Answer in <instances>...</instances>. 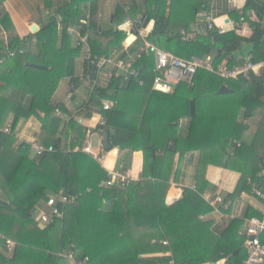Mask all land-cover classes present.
<instances>
[{
	"label": "trees",
	"instance_id": "16d2710c",
	"mask_svg": "<svg viewBox=\"0 0 264 264\" xmlns=\"http://www.w3.org/2000/svg\"><path fill=\"white\" fill-rule=\"evenodd\" d=\"M139 1L129 0L127 11L118 5L112 21L116 26L129 20L141 25L145 20L154 21L147 40L176 57L183 59L194 55L205 60L216 51L214 56L218 58H231L227 60L229 66L235 64V57L244 51L255 61L264 59V0H247L243 15L236 17L237 21L242 18L248 23L252 32L250 37L235 31H215L188 43L181 41L180 30H189L203 1L199 6L188 5L187 0ZM48 2L45 0L44 6L49 9L52 5ZM97 6L98 0H70L67 6L56 11L59 21L50 16L49 26L36 34L40 55L36 63L47 67L48 71L25 66L30 60L27 42L19 39L12 30L9 31L7 49L0 53V61L9 53L20 60L16 71L19 80L6 82L0 88V129L4 128L8 116L12 117L10 134L0 132V190L4 193V200L0 199V264H63L64 257L69 254L75 262L87 257L86 264H169L171 261L174 264H240L244 258L241 250L245 237L239 232L243 221L226 218L207 230L205 222L200 220L201 216L213 212L202 198L209 186L204 173L208 165L236 169L249 175L252 183L260 188L256 175L264 165V80L243 84L220 79L199 69L190 84L180 83L166 100L170 102L168 107H174V110L165 117L152 112L154 99L151 94L143 106L134 111L138 114H129L122 108L107 112L106 123L96 130L101 135L108 134V142L113 148L143 151L142 175L145 180L131 187L116 184L102 189L99 186L108 179L107 171L90 155L74 151L86 139L83 128L73 120L65 127L56 115V109L63 110L61 106L50 105L60 79L68 77L70 84L78 85L73 67L75 59L83 54L75 36L67 34L68 27L80 30L82 34L90 31L89 43L96 57L112 59L123 50L124 32L99 31ZM246 13L253 15L246 16ZM140 46L142 41L137 38V43L125 56L120 55L123 61L133 57L137 78L124 83L121 78L112 76L108 90L115 93L137 90L146 94L151 89L154 63L149 60L151 56L138 54ZM90 71V76L94 77V68ZM24 80L29 81L27 90L21 87ZM121 83L126 86L122 87ZM222 86H227L230 91L220 93ZM13 90H25L31 95L27 105L25 99L17 103L15 96H8L16 94ZM98 95L91 101L95 103L107 97L103 90ZM256 115L261 119L249 145L243 141L247 131L243 122ZM31 116L40 123V143L53 147L52 152L38 158L31 157L26 144L15 145L14 124L20 118ZM181 116H187L190 122L186 149L181 150L180 155L193 150L201 152L196 194L189 203L181 199L166 206L164 200L169 187L166 175L170 167L167 169L168 161L161 158L159 152L174 154L178 147L175 142L170 146L165 142L159 145L158 139L161 135L162 139L167 137L166 133L171 136ZM165 123L168 127L159 131L158 127ZM71 130L74 131L73 138L68 135ZM227 149L233 156L228 155ZM178 160L179 167L181 159ZM240 189L250 192V186L243 180L234 195ZM59 195L73 201L59 207L60 218H51L47 225L38 226L33 218L35 209L44 207L50 197ZM248 214V219L260 217ZM8 241L15 244L12 252L7 249ZM165 242L167 245H163ZM260 242L264 245V234ZM236 251L238 253L234 255ZM167 252L168 257H144Z\"/></svg>",
	"mask_w": 264,
	"mask_h": 264
},
{
	"label": "crops",
	"instance_id": "0c3cea01",
	"mask_svg": "<svg viewBox=\"0 0 264 264\" xmlns=\"http://www.w3.org/2000/svg\"><path fill=\"white\" fill-rule=\"evenodd\" d=\"M48 1V3L52 5L49 9L44 6L45 0L0 1V53L3 50L7 49L9 31L12 30L19 37V39L25 40L27 42V50L30 60L25 63V66L30 69L40 70L27 66V64L39 65L36 63V61H38L40 58L38 46L36 43V34L49 26L50 16H52L58 22L59 18L56 16V11H58L59 8L65 7L70 3V0ZM141 1L142 0H140L139 2ZM202 1L203 4H200V2ZM187 3L190 6H199V4L201 6L196 11L195 21L191 24L189 30L186 31L185 29H182L180 31L197 32L201 27V20L204 18V14L206 12L211 15L215 28H223V33L235 31L239 35L246 38L251 36L252 32L248 23L245 21L241 23L237 21V19L240 17V13H243L244 11L247 0H187ZM118 5H120L121 8L127 11L129 8V0H98L97 6V19L100 23V26L98 28L99 31L102 30L103 32H108L110 30H118L124 32L125 34L123 50L118 51L119 54L118 56H115L116 58H120L121 54L125 55V53H127V50L132 48L137 43L136 36L130 32L129 22L116 26V23L112 21V15ZM203 6H205V8ZM252 15V13H246V16L252 17ZM142 24L149 33L153 29L154 21L147 22V20H145ZM33 27H35V31L32 30ZM87 33L88 38L90 39V31L87 30ZM214 54H217L216 51L214 52ZM214 54L210 56L211 61L222 63L227 61H223V58H218V56H214ZM247 55V51H244V53L236 56L235 60L239 62L243 57ZM190 58L198 59V57L194 55ZM127 60L133 61V57H128ZM149 60L151 61L153 60V58H149ZM19 63L20 60L16 59L15 56L9 57L8 55L5 59L0 61V88L4 87V84L6 82L14 81L15 79L19 80V78L17 79L16 77V71L19 68ZM86 65L87 64L83 59V55H80L75 59L73 71L75 78L78 79L77 87H74V84H70V79L68 77H63L62 79H60L58 87L52 96L50 105L61 106V108L64 110L63 111L61 109H56V115L59 117L61 122L64 123L65 127L68 126L70 120H73L83 128V132H85L86 134V139L80 147H75L74 151L83 152L82 148L89 143L94 152L99 151V153H97L102 158V160L99 161L92 156L91 157L103 169L107 171V174L109 171L115 172L121 169L124 172L122 171L120 175H124L129 182H137L139 184L142 180L140 177L144 156V153L142 155L140 153L143 151H130L127 149H123L120 151L117 147H112V149L108 151L103 146L104 134H99V131H97L96 129L106 123V113L110 110H113L115 108H122L125 109V111L129 114L135 113L134 111L138 110V107L143 106L144 100L148 99L150 94L152 99H154V102L152 103V112L156 111L163 117H165L168 112L170 114L173 113L174 107H168V105H170V102L166 100L171 98V95H173L177 87L170 94L153 92L151 89L149 91H146V94H144L145 92H136L137 90L115 93L112 89L108 90L109 81L105 77L108 70L96 71L94 69L96 73L94 74V77H91V68L87 67ZM85 68H87V71H85ZM40 71H48V68ZM62 82L67 85V97L65 98L63 97V95H59ZM28 85V80H24L23 82H21V87L26 90ZM121 86L125 87L126 85L121 83ZM101 90L106 91L107 97L99 99L98 102H92V98L96 96L98 97V94L99 92H101ZM13 92H15L16 94H8V96H15V100L17 103L25 99L24 104L27 105L29 101L28 98H31V95L29 93H27L25 90H13ZM117 100L119 101V103H117ZM110 103L113 105V107L108 111H103V106ZM176 105H178L179 107L180 103H176ZM178 107L177 109H179ZM10 116H8V119L4 124V128L9 126L11 130L12 117ZM178 119L179 120L177 121V126L174 128V132L171 134V136L166 133L164 135H166L167 137L162 139L163 135H161V137H159L158 139L160 140V142L158 143H161L159 145H163L165 142L170 146L175 142V145L178 147V149L174 151V154L170 152L167 154H162V152H159V156L165 161H168L167 169L170 167V170L166 175V177L169 178V187L165 194L164 200L166 206H170L181 199H184L189 203L192 201L196 194V175L201 152L199 150H193L185 153L183 156L180 155L179 152L186 149V138L189 134L190 119L187 116H181ZM260 119L261 116L256 115L248 120H244L243 123L247 125V131L244 134L243 141L246 144L250 145L253 142ZM167 127L168 124L165 123L161 127H158V130L162 131ZM13 129L14 136L16 138L15 145H17L18 140L22 142L35 141L37 143H40L41 141L42 130L39 121L34 116L28 117L27 119L20 118L17 123L14 124ZM59 130H62V125ZM68 135L69 138H73L74 131L71 130ZM262 150V156L264 160V146ZM227 152L230 157L233 156L232 151L227 149ZM190 156H192L191 162ZM31 157L34 158L33 156ZM178 159H181L179 167ZM227 160L228 157L223 161V164ZM177 167L179 168L178 173H176ZM204 176L205 180L209 183V186L202 194V198L205 202L208 203V205L210 202L215 203L213 208L209 205L213 209L212 213L200 217V220L205 222V228L207 230L212 229V227H214L222 219H240L243 221V224L239 232L244 236L243 225L245 219H248L246 218L247 214L251 213L252 215H261L264 212V202L252 196L250 192L247 193L244 191V189H240V192L234 195L239 182H241L242 180L246 182L247 178H250V176L247 174L243 175L236 169H228L220 165H208L205 168ZM256 177L258 178V180H260L259 187L261 188V190H264V165L262 166V169L257 172ZM124 187H126V185ZM221 202H223V205ZM225 203H227L226 206H224ZM163 245H167V243L165 242L163 243ZM168 256L169 253L167 252L164 254L156 255L147 254L144 257L158 258ZM170 263L173 262L171 261L169 262V264ZM63 264H72V262L68 258L64 257Z\"/></svg>",
	"mask_w": 264,
	"mask_h": 264
},
{
	"label": "built area",
	"instance_id": "2783aa9c",
	"mask_svg": "<svg viewBox=\"0 0 264 264\" xmlns=\"http://www.w3.org/2000/svg\"><path fill=\"white\" fill-rule=\"evenodd\" d=\"M240 15H243V13H240ZM242 20L243 19L241 18L240 23L243 22ZM128 22L131 26L130 32L142 41V47L140 46L138 54L151 56L154 60V77L151 86L153 92L170 94L180 83L190 84L193 76L199 69L205 70L223 80L243 83H250L252 81L261 82V80H264V59L255 61L251 55H247L232 66H229L227 61L224 63L214 62L211 61L210 58H206L205 60L195 58H190L188 60L182 59L159 48L153 42L148 41V32L143 27V24L141 25L138 22H132L130 20ZM200 26L201 27L197 32L181 31V41L185 43L194 42L198 37L207 36L215 31L223 33V28H215L211 15L206 12L204 18L201 20ZM66 31L69 36H76L77 45L79 46L83 54V59L88 67L94 68L96 71L108 70L105 75L108 81L112 76L121 78L124 83L128 82L131 78H137L138 72L133 68L132 61H123L120 58L111 59L96 57L92 54L87 32L82 34L80 30H75L71 27H68ZM8 56L13 57L14 54L9 53ZM224 60L226 59H223V61ZM138 83L139 85H143L142 81H139ZM112 107L113 105L111 103L106 104L103 106V111H108ZM0 132L10 134L11 130L8 126L0 129ZM22 143L29 147L30 155L34 158L41 157L44 154L53 151V147H45L35 141L22 142L18 140L17 145ZM82 151L99 161L102 160L98 155L99 151L94 152L89 143L82 148ZM125 180L126 177L124 175L109 171L108 179L102 182L99 187L102 189H109L116 183V181L122 183ZM246 184L250 186V194L264 202V192L255 186L250 178H247ZM72 201L73 200L70 198L62 195L50 197L44 207L35 209L33 218L38 226L43 227L50 222L51 218H60L62 213L59 207L61 205H68ZM221 203L223 205V202ZM209 205L213 208L215 203L210 202ZM226 205L227 203H225L224 206ZM43 208H45V211H43ZM243 228L245 234L244 258L240 264H264V245L260 242V237L264 234V212L260 217L245 219ZM14 248L15 244L8 241V251L12 252ZM66 258L71 260L72 264H86L88 261V258L86 257L79 262H75L72 254H69Z\"/></svg>",
	"mask_w": 264,
	"mask_h": 264
},
{
	"label": "water",
	"instance_id": "95a60500",
	"mask_svg": "<svg viewBox=\"0 0 264 264\" xmlns=\"http://www.w3.org/2000/svg\"><path fill=\"white\" fill-rule=\"evenodd\" d=\"M33 31H35V27H33V29H32ZM222 55L224 56L225 54L224 53H222ZM125 55H123L122 57H124ZM231 58L230 57H227V59L226 60H230ZM27 66H29V67H31V68H36V69H40V70H45V69H47L46 67H44V66H41V65H35V64H27ZM230 90L227 88V87H225V86H222L221 88H220V90H219V92L220 93H227V92H229ZM190 115H192V113H193V105H192V102H190ZM103 146H104V148L106 149V150H108V151H110L111 149H112V146L109 144V142H108V134H104V136H103ZM141 155L143 154V152H141L140 153ZM191 160H192V156H190V162H191ZM59 205V204H58ZM238 252L236 251L235 253H234V255H236ZM211 264H219V263H211Z\"/></svg>",
	"mask_w": 264,
	"mask_h": 264
},
{
	"label": "rangeland",
	"instance_id": "374dc122",
	"mask_svg": "<svg viewBox=\"0 0 264 264\" xmlns=\"http://www.w3.org/2000/svg\"><path fill=\"white\" fill-rule=\"evenodd\" d=\"M131 27V26H130ZM193 79V78H192ZM192 81V80H191ZM240 83H243V82H240ZM243 84H249V83H243ZM59 95L61 96V95H63V97L65 98V97H67V85H65V83H63L62 82V84H61V89H60V91H59ZM123 170H121V169H119V170H117V171H115V173L116 174H121V172H122ZM124 172V171H123ZM109 173V172H108ZM142 180H141V182L142 181H144L145 180V178H143V175H142V172H141V177H140ZM116 184H123L124 186L126 185V187H131V186H133V185H135V184H138L137 182H134V183H132V182H129L127 179L124 181V182H122V183H120V181H116V183L115 184H113V186L114 185H116ZM0 199H4V193H2V191L0 190ZM186 201V200H185ZM188 203V202H187ZM43 211H45V208H43ZM244 237H245V234H244ZM12 243H14V242H12ZM242 252H241V257L243 256V254H244V245H243V247H242V250H241ZM221 264V263H220Z\"/></svg>",
	"mask_w": 264,
	"mask_h": 264
}]
</instances>
